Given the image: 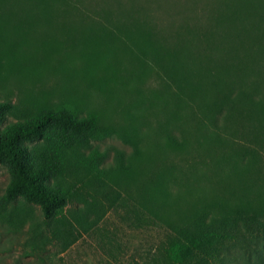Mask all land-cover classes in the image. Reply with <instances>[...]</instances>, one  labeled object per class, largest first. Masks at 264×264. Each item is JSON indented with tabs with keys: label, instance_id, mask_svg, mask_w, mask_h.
<instances>
[{
	"label": "rangeland",
	"instance_id": "374dc122",
	"mask_svg": "<svg viewBox=\"0 0 264 264\" xmlns=\"http://www.w3.org/2000/svg\"><path fill=\"white\" fill-rule=\"evenodd\" d=\"M69 1L63 17L55 15L56 3L46 9L33 0H0L2 44L32 56L31 65H35L31 68L26 62L21 69H12L0 56V99H8L22 111L63 100L80 113L95 108L113 129L90 145L104 153L105 167L115 165L117 151L129 158L135 152V137L141 151L152 160L132 174H112L97 193L77 178L76 194L67 207L84 209L92 203L87 207L92 225L87 232L75 230L76 239L65 249L61 238L49 239V230L56 223L44 221L37 205L17 201L3 207L0 264H153L172 226L216 212L235 213L247 197L244 183L257 178L255 160L262 161L255 148L240 137L248 125L241 129L244 121L239 113L225 122L227 107L218 102L212 108L211 92L202 96L195 89L188 90L177 99L173 94L176 89L165 82L157 66L148 74L144 72L149 59L142 55L157 44L180 51L189 46L197 52L210 39L208 50L215 63L237 64L247 50L219 35L224 28L231 34L242 28L240 0ZM77 19L81 20L74 22ZM90 55L107 57L110 66L119 68L120 78L111 81L114 88L108 92L102 90L103 82L91 83L81 76L82 70L94 68ZM194 68L202 75L208 70L204 59ZM138 75L145 77L142 80ZM201 80L199 77L198 84ZM121 83L127 86L123 91ZM14 117L10 115L8 120ZM200 130L218 133L207 135L199 144L196 135ZM134 131L139 134L133 135ZM167 131L181 138L185 135L183 150L164 145ZM261 153L264 159V151ZM242 157L252 166L244 182L238 178L242 173L235 174ZM162 172H167L171 197L156 207L159 217L147 219L155 201L148 191L160 186L162 177L156 183L154 180ZM73 173L81 178L85 172L79 169ZM8 180L9 173L0 163V198Z\"/></svg>",
	"mask_w": 264,
	"mask_h": 264
},
{
	"label": "trees",
	"instance_id": "16d2710c",
	"mask_svg": "<svg viewBox=\"0 0 264 264\" xmlns=\"http://www.w3.org/2000/svg\"><path fill=\"white\" fill-rule=\"evenodd\" d=\"M33 1L46 9L56 3L58 9L54 13L63 17L70 6L69 0ZM238 13V18L243 22L242 28L234 34L224 28L219 35L221 39L227 38L242 44L247 50V54L239 56V62L233 66L228 67L224 62L215 63L212 60L208 50L212 45L210 39L197 52L189 46L180 51L173 46L164 44L161 47L157 44L147 50L151 53L144 52L142 55V59L147 56L149 59L144 72L148 74L152 69L156 70L157 66L165 82L176 89L173 94L177 99L188 90L192 92L195 89L202 96L211 92L212 108L218 102L227 107L223 116L225 122L233 113H239L244 121L241 129L248 125L247 130L244 129L245 134L240 137L255 148V154L262 161L255 160L257 178L248 184L244 183L247 197L235 213L216 212L209 217L202 215L186 224L172 226V232L159 256L153 259V264H264V169L261 170L264 164L261 153L264 151V0H240ZM81 14L79 12V17H82ZM61 22L67 24L65 19ZM13 27L19 29L20 25L12 26L11 31ZM27 30L24 28V32ZM194 33L199 36L197 31ZM3 37L0 29V56H3L5 65L21 69L24 63L31 65L34 62L32 56L19 48L3 45ZM187 44L192 46L191 42ZM89 58L94 68L82 70L81 76L91 83L103 82L104 91L113 89L111 81L120 78L118 66H110L107 57L90 55ZM202 59L208 67L203 75L194 68ZM34 66L31 65V68ZM69 73L72 75L73 72ZM139 77L143 80L145 76ZM199 77L202 80L198 84ZM126 88L125 83L119 85L120 91ZM216 112H213L212 120ZM132 113L135 115L133 118H138V114H134L138 111ZM10 115L15 116L13 120H8ZM111 133L113 129L107 123V118L95 108L80 113L70 101L63 100L22 111L8 99H0V163L9 173V180L0 198V210L17 201L25 205H37L44 221L56 223L49 230V239L61 238L62 249L68 247L76 239L75 230L87 232L92 225L87 213V207L90 208L92 203H87L84 209L75 207L70 210L67 207L76 194L77 178L97 193V190L100 191L99 186L105 185L112 174H132L152 160L149 154L141 151L138 138L135 137V152L128 158L122 151H117L115 165L105 167L102 164L104 153L96 147L90 148V145L93 140H101ZM216 133L218 130L215 133L200 130L196 142L201 144L206 141L207 135ZM132 134L139 133L134 131ZM184 138L185 135L181 138L167 131L163 143L167 147L183 150ZM241 160L242 165L236 167L235 174L242 173L238 178L244 182L250 177L252 166L246 164L244 157ZM79 169L85 172L81 178L73 173ZM160 176V186L157 189L151 187L148 191L149 198L155 201L153 208L147 211V219L159 217L160 211L156 207L171 197L166 182L167 172L157 175L154 183ZM42 259L46 260V257Z\"/></svg>",
	"mask_w": 264,
	"mask_h": 264
}]
</instances>
